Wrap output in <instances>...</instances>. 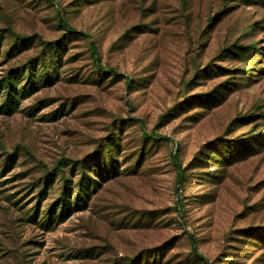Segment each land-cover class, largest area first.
Listing matches in <instances>:
<instances>
[{"label":"rangeland","instance_id":"rangeland-1","mask_svg":"<svg viewBox=\"0 0 264 264\" xmlns=\"http://www.w3.org/2000/svg\"><path fill=\"white\" fill-rule=\"evenodd\" d=\"M0 264H264V0H0Z\"/></svg>","mask_w":264,"mask_h":264},{"label":"trees","instance_id":"trees-1","mask_svg":"<svg viewBox=\"0 0 264 264\" xmlns=\"http://www.w3.org/2000/svg\"><path fill=\"white\" fill-rule=\"evenodd\" d=\"M58 26H59V28H60L61 30L66 31L67 33H75V32H74V31H73V30H72V29L66 24V22H65L63 19H58ZM79 35H81V36H85V35H83V34H81V33H79ZM18 41H19V42H22V43H27V42L29 41V39H28V38H23V37H21V38H18ZM91 56H92V59H95V60H96V56H95V47H93V45H91ZM95 62H96L97 67H99L98 61H95ZM26 64L29 65V63H26ZM100 70H102V69H100ZM65 196H66V193H63V194L61 195V200H60V202L63 203L64 207H65V204H66V199H64ZM193 254H194V256L199 257V255L197 254V252L195 251L194 248H193ZM199 259L202 260V261H204V259H202V258H200V257H199Z\"/></svg>","mask_w":264,"mask_h":264}]
</instances>
